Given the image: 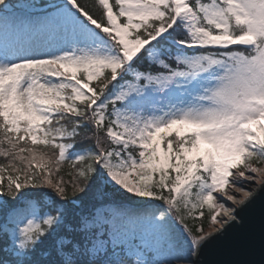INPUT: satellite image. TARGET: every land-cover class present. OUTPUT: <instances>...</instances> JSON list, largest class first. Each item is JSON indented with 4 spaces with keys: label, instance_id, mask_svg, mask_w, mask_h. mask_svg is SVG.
<instances>
[{
    "label": "trees",
    "instance_id": "1",
    "mask_svg": "<svg viewBox=\"0 0 264 264\" xmlns=\"http://www.w3.org/2000/svg\"><path fill=\"white\" fill-rule=\"evenodd\" d=\"M29 0H0V18H6L26 9ZM38 12L47 11L58 20V27L70 37L83 42V49L71 56V66L78 79L89 83L93 90H84L76 78L63 74L62 98L53 104L46 121L24 118L11 120L4 113L3 95L13 96L23 83L22 73L12 70L6 82L0 86V262L3 264H120L124 257L123 246L108 245L92 247L91 238L97 231L101 218L97 208L105 203H134L146 201L118 186L103 180L107 164L101 155L108 153L112 160H119L109 130H122L128 120L126 101L144 96L152 101L166 100L172 93L161 82L179 71L193 69L197 61H238L239 55L248 60H258L264 55V27L255 18L242 14L237 2L231 0H187L193 7L197 25L213 33H228L233 36L250 32L256 38L253 47L231 46L228 48L201 47L188 49L175 45L172 40L192 41L193 36L179 22H173L171 0H139L144 6L134 10L130 0H30ZM242 7V5H240ZM112 9L120 27L127 31V42L138 47L149 43L138 56L127 62L123 51L127 43L118 36L116 27L108 15ZM142 9V10H141ZM222 14L223 20L218 15ZM38 25V28H42ZM103 27L110 30L106 31ZM36 82H42L47 73L35 63L29 64ZM3 94V95H2ZM173 123L180 118L182 124L195 123L171 112ZM153 119L145 122L156 129ZM34 124L33 126H31ZM241 143L246 139L257 140L255 126L264 136V108L259 115L242 122ZM142 141L149 139L141 132ZM209 140L203 124H196L193 133L161 136L150 151L131 147L132 160L151 155L162 163L170 154L183 157L184 148L193 142ZM231 156L217 155V163L206 180H199L195 194H202L200 217L190 222L200 231L208 229L216 213L217 192L228 191L231 181L241 175L245 158L244 148ZM264 158L256 155L253 162L263 164ZM226 162V163H225ZM124 166V165H123ZM236 173V174H235ZM201 175V170L199 171ZM158 180H161L156 174ZM170 183L173 177H166ZM18 185H17V183ZM160 192V191H159ZM162 199H170L171 192L163 191ZM22 205H36L37 216L25 220L22 227L10 224L9 231L2 230L12 210ZM51 212V220H48ZM182 215L185 210L180 209ZM62 219L57 221L56 219ZM93 220L91 227H86ZM93 239V238H92ZM126 264H133L131 258Z\"/></svg>",
    "mask_w": 264,
    "mask_h": 264
},
{
    "label": "rangeland",
    "instance_id": "2",
    "mask_svg": "<svg viewBox=\"0 0 264 264\" xmlns=\"http://www.w3.org/2000/svg\"><path fill=\"white\" fill-rule=\"evenodd\" d=\"M231 1L237 2L242 14L254 17L256 23L264 27V0ZM130 2L134 10L139 11L144 7L139 0ZM37 11L39 7L29 0L25 10L0 18V86L6 82L12 70H18L23 76V83L16 88L13 96L2 94L4 113L11 114L14 122L31 118L36 125L38 119L46 121L50 117L53 104L62 98L63 74L78 77L70 58L84 46L78 38L70 37L60 30L54 15ZM218 15L223 20L222 14ZM38 25L43 27L38 28ZM116 31L130 47L127 48H133L127 42L126 29L119 28L117 24ZM204 37L203 33L198 39L202 41ZM32 62L46 71L42 82L38 83L33 78L34 69L29 65ZM192 66L191 70L179 71L163 79L162 87L172 92L166 100L161 101V93L160 100L156 102L147 96L126 101L128 120L122 130L126 142L117 149L119 160H112L108 153L101 155L107 164V179L121 183L122 188L141 197H154V191L160 187L169 189L170 183L166 177L175 180L171 189L172 201L168 198L155 200L153 204L137 206L136 211L131 210L129 213L127 210L132 207L121 213L112 207V216L103 221L104 227L100 233L110 234L109 239L99 237L95 241L102 244L101 247L108 240L111 245H126L124 251L134 258L133 264H177L194 252V244L201 231L190 220L200 215L196 209L202 207V194H195L194 187L199 180L207 179L217 155L226 153L235 156L240 151L242 122L259 115L264 108V55L255 61L248 60L244 55H239L237 62L212 58L206 63L197 61ZM173 111L195 123L184 126L180 118L168 123ZM150 119L156 124L162 122L164 127L155 132L154 127L145 123ZM196 124L205 126L206 134L209 140L215 142V147L208 141H197L184 149L183 157L172 153L158 164L151 159V155H146L130 166L132 155L129 146L141 141V132L150 139L145 147L150 150L160 134L176 132L182 136L185 132L192 133ZM257 134V140L249 138L241 143L245 155L241 172L243 175L248 171V179L253 184L261 183L264 179V161L259 167L253 162L256 155L264 158V136L260 131ZM118 170L125 171L129 178L123 180L117 177ZM200 170L203 171L201 175ZM254 170L255 173L259 172L258 176L251 173ZM246 183L236 176L229 184L227 194L219 192L217 210L208 229L217 227L228 211L224 199L234 192L242 195L246 193L243 189ZM181 208L185 210L182 215L178 212ZM105 250L102 249L103 252ZM118 261L126 264L122 257Z\"/></svg>",
    "mask_w": 264,
    "mask_h": 264
},
{
    "label": "water",
    "instance_id": "3",
    "mask_svg": "<svg viewBox=\"0 0 264 264\" xmlns=\"http://www.w3.org/2000/svg\"><path fill=\"white\" fill-rule=\"evenodd\" d=\"M193 264H264V180L234 217L201 240Z\"/></svg>",
    "mask_w": 264,
    "mask_h": 264
},
{
    "label": "bare ground",
    "instance_id": "4",
    "mask_svg": "<svg viewBox=\"0 0 264 264\" xmlns=\"http://www.w3.org/2000/svg\"><path fill=\"white\" fill-rule=\"evenodd\" d=\"M180 7H181V4L177 5L178 9H180ZM258 184H253L252 182H248L243 186V189L246 191V193L242 195V193L234 192L232 193L231 196H228L224 199L225 204L227 206L226 209L228 210L227 212H225L223 216L225 220L226 219L228 220L234 216L237 206L256 190V188L258 187ZM192 258H193V254L188 256L184 261L177 263V264H192Z\"/></svg>",
    "mask_w": 264,
    "mask_h": 264
},
{
    "label": "built area",
    "instance_id": "5",
    "mask_svg": "<svg viewBox=\"0 0 264 264\" xmlns=\"http://www.w3.org/2000/svg\"><path fill=\"white\" fill-rule=\"evenodd\" d=\"M225 222V219L223 218V220L221 221V223H224Z\"/></svg>",
    "mask_w": 264,
    "mask_h": 264
}]
</instances>
